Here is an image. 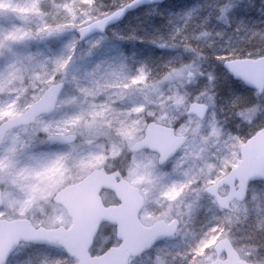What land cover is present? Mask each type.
<instances>
[{
    "label": "clouds",
    "instance_id": "1",
    "mask_svg": "<svg viewBox=\"0 0 264 264\" xmlns=\"http://www.w3.org/2000/svg\"><path fill=\"white\" fill-rule=\"evenodd\" d=\"M220 0H216L219 6ZM239 6V5H236ZM84 7H87L85 5ZM93 11H98L93 9ZM181 10H178V12ZM82 21V17L79 18ZM101 19H106L102 17ZM63 20L71 23V17H63ZM53 23H59L53 21ZM62 26V25H61ZM109 27H111L109 25ZM238 26H232L228 21H224L221 28L215 30L208 28H198L191 37L188 33L180 32L174 37V42L169 45L171 50H162L155 56L133 55V62L137 68H131L126 75L121 76L122 80H127L131 84L133 76L145 75L147 84L136 83L130 89H123L124 92L145 89L147 96L141 95L136 104H143L141 111H135L133 104H126V111L120 113L117 119L112 113H104L101 104H93L87 97V89L95 86L97 76L109 75L104 60H97L92 64H85L78 54H73L71 59L46 58L40 71L33 69L25 70L21 73L22 78H17L12 85L16 91L9 97V102L0 105V124L8 125L10 122L25 117L26 122L16 129L25 144L18 153L20 156V167L16 168L13 179L22 182L18 173L21 168L30 169L31 161L39 158L45 161L46 166L54 171L55 176L59 175L57 169H63L66 182L69 178H74L80 173V161L96 152L103 150L105 164H111L113 170L124 167L131 162L128 157L127 140L115 135V129L124 124L136 126L139 120L155 119L160 115L161 109L166 108L179 119L177 113L181 112L174 99L181 89L186 87L183 81L174 79L177 68L173 65V59L181 55V49L187 51L192 47L187 42V38L199 41L197 55L200 59L209 58L225 59L235 56L258 55L264 56V23L248 29L245 36L233 41V34L238 32ZM206 36V39H201ZM209 49L208 52L203 51ZM127 59V58H126ZM156 64V70L151 67ZM69 96L74 97L76 103L69 104ZM202 100L205 97H200ZM100 100L110 99V90L105 93ZM186 107V106H185ZM241 109H237V113ZM185 119L181 121V126L188 124L194 117L184 113ZM112 120V136L110 139L98 141L100 147L89 146L87 141L90 136H94L92 122L106 124ZM251 123V121H248ZM241 125H237L239 129ZM186 139L179 144L175 152L170 157H162L159 154H152L150 159L154 165V171L158 174L169 173V178L155 184H143L144 208L142 215L144 223L151 229L153 225H160L159 230H154L150 238L143 246L131 251L126 260V264H159V258L169 257V264H177L172 259L173 252L169 247V241L173 239L170 231L163 230L164 225H179L177 215V205L189 198L191 189L202 187L207 176L201 171L204 161L196 159L199 141L191 132L185 133ZM237 138L245 139L243 133L236 131L230 133ZM113 140L115 143L113 144ZM222 153V156H227ZM0 157L3 154L0 153ZM126 157H128L126 159ZM141 158V154H137ZM6 161V157H3ZM175 159H182L183 169L187 175H175L173 170L176 167ZM217 170L224 169L226 173L232 171L230 165L225 168L223 159L218 158ZM215 174V173H214ZM4 176H7V165L5 164ZM177 186L181 182L186 184L185 189L179 193L175 199H169L165 193L170 191L173 183ZM6 187V185H0ZM227 192L233 190L229 184L223 185ZM237 191L239 186H236ZM259 189V191H258ZM264 203V173L253 175L247 178L243 190V195L229 201V206L218 209L216 214L208 219L201 226V233L198 234L192 245L191 251L187 253L180 264H229V247L222 246L225 241L230 245L231 251L239 257L241 264H264V224L256 219L257 200ZM51 202L56 209L60 208L55 194L51 196ZM20 202L15 207L10 206V202H0V213L5 217L19 215ZM264 215V212L261 213ZM25 215H31L26 212ZM43 219L37 218V220ZM215 236L216 240L211 244H201V240H211ZM202 248V251L199 249ZM52 250H57L61 255L53 259L36 262L32 257L38 254L47 255ZM0 264H78L77 258L67 250L61 248L53 239L45 237H21L2 256Z\"/></svg>",
    "mask_w": 264,
    "mask_h": 264
},
{
    "label": "rangeland",
    "instance_id": "2",
    "mask_svg": "<svg viewBox=\"0 0 264 264\" xmlns=\"http://www.w3.org/2000/svg\"><path fill=\"white\" fill-rule=\"evenodd\" d=\"M126 1L128 0H107V2L99 0H0V105L9 102V97L16 91L12 85L16 83L18 77L22 78L23 71H32L33 69L40 71L42 66L47 63L46 58L56 57L59 59L66 56V59L70 60L73 54H78L85 64H92L102 59L108 69L107 77L97 76L95 86L87 89V97L93 104H101L104 113H112L117 119L120 118L121 112L126 111L124 108L126 104H133L135 111H141L144 105H137L136 101L141 98V95L147 96V90H136L140 92L139 98L130 100L133 101L131 103L129 99L135 98L134 90L126 93L123 89L132 88L133 84L140 83L139 79L136 81L131 79V84L121 79V76L126 75L128 67L122 50L123 43L140 42L144 36L151 34V32L140 31V28L138 32L137 26L141 22V15H139V22L138 14H130L117 25L110 27L104 34L92 36L80 43L77 42L74 31L78 26L106 14ZM85 5L87 7H84ZM148 7H143L145 9L142 10V15L151 14L152 11ZM93 9L98 11H93ZM63 17H71V23L63 20ZM80 17L83 18L82 21L79 19ZM53 21L59 23H53ZM187 57L177 67L174 74L175 80L183 81L186 84V87L181 89L174 99L175 105L181 109V112L176 114L179 115V119H176V116L166 108H162L160 115L155 119L139 120L136 122V126L124 124L115 129L117 137L127 140L128 157L131 159V162L126 166V171L124 167L117 169L123 173V177L130 184L139 189L143 200L144 192L141 187L143 184H155L169 178L167 172L158 174L154 171V165L150 159L152 152L143 150L132 153L129 151V147L142 137L146 122L152 120L158 124L173 127L177 135H185L186 131L191 132L199 141L196 159L204 161L201 171L207 176V181L202 187L191 189L188 193L189 198L177 205L180 223L176 233L172 236L174 238L169 241L168 245L173 252L172 259L176 260L177 264H180L187 253L192 250L191 245L195 237L201 233V226L218 211L213 199L201 193L203 187L215 182L226 173L224 169L217 170L218 158L223 159L225 168L229 165L230 167L235 166L239 160V145L242 141L230 133L240 130L237 128L240 122H243L247 131L253 125L264 122V113L257 115L259 110L256 107L242 110L239 114L236 111L233 117H230V121L224 120L226 118L222 119L223 110L218 106L216 92L213 90L216 80L219 78L216 77L215 72L205 71L204 65L197 59L191 58V56ZM221 76L220 78L224 79L222 74ZM119 85H121V89L118 88ZM241 88L244 86H240L238 89ZM109 90L110 99L100 100L99 98ZM251 93L259 101L264 100V95L258 97L254 92ZM202 96L205 97L204 100L200 98ZM191 101L206 104L207 114L202 121L194 118L190 122L191 127L188 124L181 126V121L185 119V106ZM68 103H76L75 98L69 96ZM91 127L94 136L89 137L87 141L89 146L100 147L98 141L110 139L112 136L111 119L106 124H97L93 121ZM16 129L9 131L0 141V153L6 157V161L0 157V185H6L0 189L2 202L6 200L12 207L20 202L19 215L5 217L3 213H0V219L26 218L33 227L69 226L70 219L63 208L56 209L53 214L55 206L51 202V196L63 186L79 180L92 169L103 167L111 170L113 166L105 164V156L101 150L82 159L79 164L80 173L74 178H69V182H66L63 169H57L59 175L54 178V171L46 166L45 161L36 158L31 161L30 169H20L18 175L22 182H18L12 177L15 169L19 168L22 163L18 153L22 150L25 140ZM112 142L114 144L115 140ZM222 153L228 155L222 156ZM137 154H141L140 159L137 158ZM174 163L176 167L173 174L187 175L186 171H182L184 163L182 159H175ZM5 164L7 165V176L3 175ZM185 187L186 184L183 182L179 186L174 182L170 191L165 195L169 199H175ZM224 192L225 188L221 190L222 194ZM101 197L106 205L115 203L112 193L108 191H103ZM142 210L139 213V221L146 225ZM254 211L256 219L264 224V215L261 214L264 212V203L259 199ZM26 212H30L31 215H25ZM197 212L199 216L196 215ZM200 215L203 222L196 226L194 223ZM41 217L43 219L37 220ZM112 235L113 228L103 225L91 248V253L98 254L106 247L116 244ZM215 240L216 237L213 236L211 240H201L200 243L202 245L211 244ZM199 251H202V248ZM59 255H61L59 251L52 250L47 255L41 253L32 259L42 262ZM159 264H169V257H160Z\"/></svg>",
    "mask_w": 264,
    "mask_h": 264
},
{
    "label": "water",
    "instance_id": "3",
    "mask_svg": "<svg viewBox=\"0 0 264 264\" xmlns=\"http://www.w3.org/2000/svg\"><path fill=\"white\" fill-rule=\"evenodd\" d=\"M166 0H129L119 8L75 29L77 41L103 34L107 28L118 23L128 13L138 8L163 3ZM102 22V26H101ZM224 71L232 79L255 90L258 95L264 91V56L241 57L226 59L222 62ZM207 107L203 103L191 102L186 112L198 120L205 117ZM26 118L20 117L8 125L0 124V141L7 131L25 123ZM186 136H179L174 129L165 125L148 122L143 130V136L129 148L131 152L148 150L162 157H170L177 146L183 143ZM230 173L224 174L214 183L202 189L203 193L214 198L218 208L229 207V201L243 195L248 177L264 173V128L254 132L239 146V160ZM233 186L231 192L220 195L218 190L223 185ZM239 186L237 191L236 186ZM108 190L113 193L115 204L104 205L100 193ZM57 201L70 218V225L65 228L33 227L25 218L11 220L0 219V256L6 253L21 237H45L56 241L61 248L71 252L78 264H126L128 254L143 246L154 230L160 225L148 226L139 222L138 215L143 207V198L135 186L129 184L118 171L107 172L104 168L91 170L80 180L66 185L55 193ZM0 202L1 190H0ZM103 223L115 228V238L118 244L108 247L98 255H91L94 238ZM179 226V225H178ZM177 225H164L163 230L175 234ZM222 246L229 247V264H241L239 257L231 251L225 241Z\"/></svg>",
    "mask_w": 264,
    "mask_h": 264
},
{
    "label": "trees",
    "instance_id": "4",
    "mask_svg": "<svg viewBox=\"0 0 264 264\" xmlns=\"http://www.w3.org/2000/svg\"><path fill=\"white\" fill-rule=\"evenodd\" d=\"M99 1L107 2V0ZM148 8L151 9V14L142 15V10L145 8H140L133 12L138 14V22L139 15H141V22L137 26L138 32L140 28V31L151 32V34L149 36H144L140 42L138 41L132 44L123 43L122 50L124 57L127 58V71L131 68H137V65L132 59L134 54L136 56H146L149 54L155 56L162 50H171L169 49V45L174 42L175 35L180 32L186 31L188 37H191L198 28L215 30L223 27L224 21H228L232 26L239 27L238 32L233 34V41L235 42L239 40L240 37L245 36L249 28L264 23V0H220L219 6H217L216 0H167L161 4L149 6ZM178 10L181 11L178 12ZM206 38V36L201 37V39ZM186 39L192 47L187 51L181 49V55L173 59V65L177 68L185 61V58H188L187 56H191V58L197 59L204 65L205 71H213L216 73V77L219 78V80H216L213 90L216 92L217 104L223 110L222 119L226 118L224 120L230 121V117H233L237 109H241L242 111L256 107L257 110H259L257 115L264 113V100L259 101L257 97L252 95V91L245 87L238 89L243 85L233 80L222 70L221 62L230 58H209L202 61L197 55L199 51L197 44L199 41L187 37ZM203 51L208 52L209 49L205 48ZM256 56L258 55H248L244 57ZM238 57L240 56L232 58ZM151 67L156 69V64H152ZM221 74L224 76V79L220 78L222 77ZM131 79H133V81L139 79V82L143 84L148 83L143 74L140 76H133ZM125 82H127V80ZM118 88L121 89V85H119ZM139 95L140 92L134 90L135 98L131 97L129 101L137 100ZM130 102L133 103V101ZM242 124L243 122L239 123V125ZM261 127H264V122L253 125L252 128L247 131L243 124L242 129L239 128V131L243 133L244 137L248 138L255 130ZM245 139H241V141ZM196 215L199 216V213L197 212ZM199 218L194 225L199 226L203 222L201 215Z\"/></svg>",
    "mask_w": 264,
    "mask_h": 264
},
{
    "label": "snow or ice",
    "instance_id": "5",
    "mask_svg": "<svg viewBox=\"0 0 264 264\" xmlns=\"http://www.w3.org/2000/svg\"><path fill=\"white\" fill-rule=\"evenodd\" d=\"M101 26H102V22H101Z\"/></svg>",
    "mask_w": 264,
    "mask_h": 264
}]
</instances>
